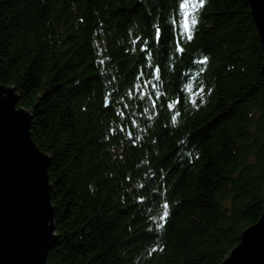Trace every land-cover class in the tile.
Masks as SVG:
<instances>
[{
  "label": "trees",
  "instance_id": "1",
  "mask_svg": "<svg viewBox=\"0 0 264 264\" xmlns=\"http://www.w3.org/2000/svg\"><path fill=\"white\" fill-rule=\"evenodd\" d=\"M176 6L0 0V84L51 158L46 264H219L261 215L263 55L249 2L207 0L183 53L165 30Z\"/></svg>",
  "mask_w": 264,
  "mask_h": 264
},
{
  "label": "water",
  "instance_id": "2",
  "mask_svg": "<svg viewBox=\"0 0 264 264\" xmlns=\"http://www.w3.org/2000/svg\"><path fill=\"white\" fill-rule=\"evenodd\" d=\"M262 50L264 0H248ZM13 86L0 84V264H46L55 242L48 168L51 158L31 137V112ZM219 264H264V205L256 222Z\"/></svg>",
  "mask_w": 264,
  "mask_h": 264
},
{
  "label": "snow or ice",
  "instance_id": "3",
  "mask_svg": "<svg viewBox=\"0 0 264 264\" xmlns=\"http://www.w3.org/2000/svg\"><path fill=\"white\" fill-rule=\"evenodd\" d=\"M207 3V0H176V8L172 11L169 17L168 21V27L165 29L166 31L172 32L175 36V51L177 53H183L184 48L181 46L182 42L184 40L191 41L193 39V33L196 30V27L198 23L200 22L199 17L200 13L204 9L205 5ZM129 35L131 36V30L129 32ZM163 38V31L159 25H154V42L159 43ZM131 43L135 46L138 43L143 45L142 51L147 55L148 47H150L147 40H145L143 37H135L132 39ZM208 60L207 57H204L200 63H206ZM103 63V61H101ZM149 68H151V65H148ZM159 66L155 69V79L159 80ZM144 73L141 72L140 75L137 77L138 79L143 77ZM149 86L151 87V81H149ZM201 92H203V89H201ZM155 95V93H153ZM148 96L145 94V99H147ZM182 103L181 100L175 101V104L179 105ZM195 103V101H193ZM106 106H108L106 104ZM155 106V105H153ZM169 109H173V104L168 105ZM178 114V113H177ZM120 115H123V113H120ZM173 122H175V117L172 118ZM163 212L160 216V220H165L167 216L169 215V205L168 203H164L162 205ZM158 228H163V224H157ZM163 251V249H157L153 248L152 252L155 251ZM151 254V253H150Z\"/></svg>",
  "mask_w": 264,
  "mask_h": 264
}]
</instances>
